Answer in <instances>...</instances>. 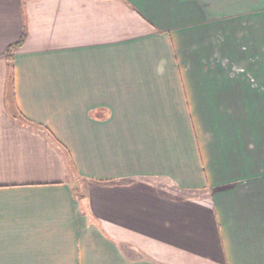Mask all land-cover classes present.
Masks as SVG:
<instances>
[{"label": "crops", "instance_id": "0c3cea01", "mask_svg": "<svg viewBox=\"0 0 264 264\" xmlns=\"http://www.w3.org/2000/svg\"><path fill=\"white\" fill-rule=\"evenodd\" d=\"M242 16L0 0V264H264V91L209 62Z\"/></svg>", "mask_w": 264, "mask_h": 264}, {"label": "rangeland", "instance_id": "374dc122", "mask_svg": "<svg viewBox=\"0 0 264 264\" xmlns=\"http://www.w3.org/2000/svg\"><path fill=\"white\" fill-rule=\"evenodd\" d=\"M223 15H227V13H223ZM236 20L241 22L239 26L235 28L236 31L232 36H228L230 34L228 28L224 29V34L222 35H220V33L218 35L217 33L219 40L218 37H216L217 35L214 36V34H211L212 32L210 33L211 47H216L219 43L220 46H227V48H223V53H225L223 56L218 54L217 51L212 50L213 53L211 52V54H213V57L210 56L209 62L213 63L214 66L224 69V72L230 68L231 70L233 69V71L237 73L236 79L234 78V80L241 81L242 84H251L256 86L257 89H263L264 91V32L263 28L261 29L263 22H259L261 27L258 28L256 33L257 37L255 38L253 33L255 29L254 18L242 16L240 20L235 19V21ZM232 50L235 51V53H233ZM228 54L231 56L233 55L232 57L234 59L231 60ZM256 73L258 74L257 77L254 75ZM224 77L226 78V76ZM75 180L76 185L80 186H78V192L80 190L83 191V184L77 181L78 179Z\"/></svg>", "mask_w": 264, "mask_h": 264}]
</instances>
